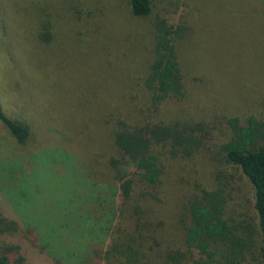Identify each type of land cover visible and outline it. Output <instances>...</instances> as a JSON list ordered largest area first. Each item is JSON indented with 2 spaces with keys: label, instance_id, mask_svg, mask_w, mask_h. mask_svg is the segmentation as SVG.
Instances as JSON below:
<instances>
[{
  "label": "trees",
  "instance_id": "trees-1",
  "mask_svg": "<svg viewBox=\"0 0 264 264\" xmlns=\"http://www.w3.org/2000/svg\"><path fill=\"white\" fill-rule=\"evenodd\" d=\"M53 1L50 8L46 4L45 21L37 29L39 46L59 40L60 28L70 22L75 34L67 28L65 41L84 48L93 40L95 65L91 67H106L104 71L110 73V90L101 88L103 81H95V101L109 107L102 121L114 129V155L95 157V165L101 166L95 173L107 174L113 186L110 199L102 198L96 205L110 214L106 229L110 241L103 251L92 249L94 258L104 264H149L144 260L155 252V264H246L250 257L264 264V126L255 118L242 124L227 115L193 113L196 106L190 89H205L211 81L209 72L199 70L198 64L186 66L180 55L181 44L190 36L188 25L170 23L155 12L156 0H118L121 6L111 0ZM6 55L9 62L0 63V73L14 76L16 64ZM32 68L37 79L46 82L42 88L30 70L32 85L43 96L52 100L50 90L63 96L49 84L53 72H47L45 65L32 64ZM0 123L18 145H26L32 137L31 127L9 117L1 104ZM160 154L210 161L221 168L214 172L212 187L197 182L181 200L173 220L178 241L167 240L166 221L149 204L160 200L152 193L163 184ZM229 170H237L253 189L257 228L246 220L236 223L226 217L235 190ZM256 236L257 245L252 241ZM45 237L28 220L9 216L0 205V264H34L35 257L45 256L55 260L47 264H63L60 257L52 256Z\"/></svg>",
  "mask_w": 264,
  "mask_h": 264
},
{
  "label": "rangeland",
  "instance_id": "rangeland-1",
  "mask_svg": "<svg viewBox=\"0 0 264 264\" xmlns=\"http://www.w3.org/2000/svg\"><path fill=\"white\" fill-rule=\"evenodd\" d=\"M111 1L121 6L118 0ZM54 3L0 0V63L9 62L7 53L16 64L14 76L0 73V104L9 117L23 120L33 132L21 146L0 123V205L9 216L42 230L52 256L60 257L63 264L84 259L88 261L83 264H104L94 258L92 249H107L110 214L96 205L102 198L110 199L113 186L107 174L95 173L101 167L95 165V157L106 159L115 149L114 129L102 121L109 107L95 101V81H103L101 88L110 90V73L104 71L106 67H91L95 65L93 40L84 48L65 41L68 29L75 34L70 22L68 29L60 28L59 40L39 46L37 29L45 21L46 4L50 8ZM154 11L170 23L188 25L190 36L181 44L180 55L186 66L198 64L199 70L209 72L211 83L205 89H190L196 106L193 113L227 115L242 124L255 118L264 126V0H156ZM32 64L45 65L47 72L55 74L49 84L63 96L50 90V100L32 85L30 70L42 88L46 83L37 79ZM160 162L163 184L152 190L160 200L149 204L166 221L167 240L178 241L173 220L181 200L197 182L212 187L214 172L221 168L210 161L190 162L163 154ZM228 172L234 175L235 190L227 204V219L246 220L257 228L252 187L237 170ZM252 241L257 245L258 237ZM45 257H35L33 263H54ZM258 260L250 257L246 264H258ZM144 261L155 264L158 254L150 252Z\"/></svg>",
  "mask_w": 264,
  "mask_h": 264
}]
</instances>
